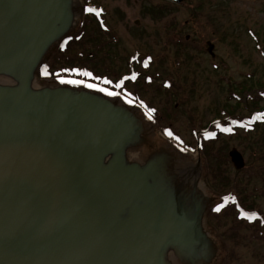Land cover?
<instances>
[{
  "label": "water",
  "instance_id": "obj_1",
  "mask_svg": "<svg viewBox=\"0 0 264 264\" xmlns=\"http://www.w3.org/2000/svg\"><path fill=\"white\" fill-rule=\"evenodd\" d=\"M80 4L0 0V264H210L215 199L200 162L152 141L119 94L67 79L36 87ZM140 149L149 156L132 159ZM229 157L245 168L236 148Z\"/></svg>",
  "mask_w": 264,
  "mask_h": 264
},
{
  "label": "rangeland",
  "instance_id": "obj_2",
  "mask_svg": "<svg viewBox=\"0 0 264 264\" xmlns=\"http://www.w3.org/2000/svg\"><path fill=\"white\" fill-rule=\"evenodd\" d=\"M81 2L80 5L83 6L81 17H87L88 13L92 12L89 11L90 8L101 14L105 12V25L114 33L112 37L117 40V46L112 48L113 56L105 59L103 65L93 66L89 77L96 76L97 80L105 78L102 81L109 82L112 80L110 73L107 77L106 72L93 70L109 67L111 70L113 67L127 69L135 53L157 62L164 59V70L171 71L174 50V64L183 65L184 71L179 75V79L176 76L178 80L174 98L170 99V94L158 97L157 101L152 102H150L152 98H143L142 107L146 113H151L149 115L152 118H158L160 114L161 116L165 114L166 110H171L174 119L163 117L161 126L165 130L159 137V144L167 145L165 138L171 139L188 153V161L192 167L197 165L199 159L202 161L199 186L206 196L215 199L204 222L205 230L214 241L213 249L216 254L210 264H264V244H249L264 239H253V228L244 226L241 229L234 223L235 217L232 215L233 202L242 201L248 206L249 212H253L249 218L261 217L264 224V175H259L256 170L259 164L254 161L253 169L248 170L247 159L250 154L248 150L245 156L243 155L246 172H243L245 169L237 171L232 165L225 166L223 176L232 182L233 190L229 194L219 193L212 187L211 170L197 143H194L201 140L202 132L206 131L199 130L200 127L196 126L200 120L203 128L209 127L208 124L212 122L217 124L212 125L208 133L213 136L217 130L222 131V138L228 145V154L233 148H239L241 138L231 136L232 130L227 127L230 120L221 119L217 111H228L229 106L233 107L238 112L235 114L238 120H231L239 134L245 135L241 128L245 126L244 122L251 123V118H246L247 111L236 104L237 99L232 97L230 92L233 90L232 85L247 83L258 85L262 79L264 0H187L180 5L167 0H81ZM86 21L80 22L76 31L74 28V35ZM88 27L90 30L86 40L90 44L89 38L100 35V26L95 22ZM65 41L59 43L46 57L44 61L46 68L52 64L53 70H62L63 66L68 70L72 69V65L68 63H53L54 54ZM208 42L214 46L213 54L208 52ZM74 54L71 53L72 56ZM72 56L68 55V58ZM97 59L104 58L95 56L93 62L98 63ZM109 63L112 65L109 66ZM134 70L139 71L137 68ZM78 72L82 73L83 70L78 69ZM39 74L43 75L42 72ZM162 76L158 85L164 88L167 83L164 76L167 74ZM38 84L39 87H44L58 83L39 79ZM253 89L242 97L250 95L249 99L253 100L258 88ZM120 90L126 95L137 96L132 86L128 85V89L124 87ZM193 124L196 128H193ZM136 152L139 154L136 159L138 161H144L149 156L147 150ZM218 208L221 209L220 212H216ZM257 236L264 237V233L260 231Z\"/></svg>",
  "mask_w": 264,
  "mask_h": 264
},
{
  "label": "trees",
  "instance_id": "obj_3",
  "mask_svg": "<svg viewBox=\"0 0 264 264\" xmlns=\"http://www.w3.org/2000/svg\"><path fill=\"white\" fill-rule=\"evenodd\" d=\"M91 24L92 22L89 20L84 22L83 27L73 37V39L70 40L65 46L60 47L53 56V58L55 59L54 62L52 61L53 63H68L72 65V69L68 70L65 66H63L62 70H53V65H48L44 72L42 80L52 81L57 78L67 77L73 79L88 80L97 84L103 83L102 80H104L105 78H100L97 80L96 76L91 78L89 77V75H86V73H90L95 64V62H93V59L95 57L93 45L94 41L96 40V35H94L95 38H89L91 42L90 44L89 41L86 40L88 36L87 34L89 33L88 30H90L89 27L87 28V26H90ZM71 53L75 54L72 56ZM68 55L72 56V58H68ZM78 69L83 70V72L79 73ZM93 71L106 72L105 69H94ZM107 75L108 74L106 72L105 76ZM261 77L262 79L257 83L258 85H256V83L232 85L233 90H231L230 92L232 94V97H235V99H237L236 104L240 107H244V109L247 111L246 118H251V123L244 122L245 126L241 128L244 131L245 135L242 136L241 134H239L237 127L232 122L233 119L238 120V118H235V114L238 112L234 110L233 107L229 106L228 111L219 110L217 111V113L221 119L227 121L230 120L227 123V127L229 130H232V133H230L231 136L236 135L238 138H241V142L238 146L239 151L244 156L248 150L250 151V157L248 156L247 159L248 170L253 169L252 163L255 161V163L259 164L256 170L258 171V174L262 176L264 175V72L262 73ZM255 85L258 89L253 100L249 99L250 95L242 97L243 94L248 93L250 90H252ZM105 86L110 87L111 89H115L107 83L105 84ZM213 123L214 122L210 124L212 125ZM194 126L195 124H193V128H195ZM209 128L210 126L207 128L201 127V130H207ZM222 135V131L217 130L213 134V136H201L200 153L204 156L211 170V175H213V182L211 181L212 187L219 193L229 194L233 190V184L229 179L223 176V169L225 166L231 165V163L229 154L227 152L228 145H226V142L223 140ZM194 143H197V140L194 141ZM243 172H246V169ZM232 207L234 208V212L232 213V215L235 217L234 223L237 224L241 229H243L244 226H247L249 229L253 228V239H264V237L257 236L260 234V231L264 233V224L261 217L255 220H249L246 217H242L241 219H239L241 214L240 209L250 211L248 209V206L243 204L242 201H235L233 202Z\"/></svg>",
  "mask_w": 264,
  "mask_h": 264
},
{
  "label": "flooded vegetation",
  "instance_id": "obj_4",
  "mask_svg": "<svg viewBox=\"0 0 264 264\" xmlns=\"http://www.w3.org/2000/svg\"><path fill=\"white\" fill-rule=\"evenodd\" d=\"M79 8H80V13L77 19L76 27L81 24L80 22H83L86 20H89L92 23L96 22L100 26V29H99L100 35H97L96 40L94 41L95 56L96 57L102 56V58H104L103 60L97 59L98 63L94 64V66L99 67V65H103L105 63L104 62L105 59L108 60L109 57L111 58L113 56L111 55V53L114 52L112 48L117 46V40L115 37H112L114 33H112V31L105 25L106 23L105 12H102L103 14L102 15L100 12H96V9L93 8L91 9L92 12L88 13L89 15L87 17L85 16L81 17L82 12H83V6ZM137 24L139 23L137 22ZM76 27H75V30H76ZM186 39L188 40V38ZM172 56L173 57L171 58V61L173 64H171V68H172L171 71L166 70V69L164 70V64H163L165 62L164 59L162 60L159 59V61L157 62L156 60H153L152 58H147V59L142 58L140 57V54H136V53L134 54V57H131V60L128 63V64L131 63V65H128L126 67L127 69H120V67L119 68L113 67L112 70L110 69V67L109 69H105V68L104 69L106 72H108L107 77L109 76V73H110V76L112 78V80H110L112 82L110 83V86L114 88L115 87L116 88L126 87L127 89H128V85L132 86L133 92L136 93L137 96H134V97L131 96V98L138 101L139 104H143V101H144L143 98H152L150 101L152 102L154 100L157 101L158 97L165 96L166 94H170L171 95L170 99H171L172 97L174 98V94H176V91L174 92V90H175L176 82L179 79V75H181L184 72L182 69L183 65L174 64V50L172 52ZM134 64L136 66H134ZM108 65L111 66L112 64L109 63ZM135 68H137L139 71L134 70ZM96 70H99V69H96ZM161 71L167 74V76H164V78L167 80V83L164 88L158 85L161 79L163 78L162 74H165ZM176 76L178 77V79H176ZM166 111L167 112L165 114H162V116L160 114V117L158 118L153 117L151 119L146 116L147 114L141 113V115L147 119L148 136L150 137L152 141L156 142L158 145H159V137L162 136L161 134L165 130L162 127L163 120H164L163 117L165 116V117L171 118L172 120L174 119V113H172L171 110L169 109ZM196 126L200 127L199 130H201V126L203 125L200 122V120ZM209 126L211 128L215 125L213 124V126H211L210 124ZM198 135L200 136L201 132ZM166 144L168 145V143ZM140 151H145V149H140ZM132 152H136V151H132ZM198 162H200L201 165H199V167L202 170V161L199 159ZM240 210H241V214H240L239 219H241L244 216L249 218V216L253 214L252 211L249 212V211H245L242 209ZM220 211L221 209H219L218 212ZM216 212H217V209H216ZM249 244H252V245L264 244V241H253V242H249Z\"/></svg>",
  "mask_w": 264,
  "mask_h": 264
},
{
  "label": "bare ground",
  "instance_id": "obj_5",
  "mask_svg": "<svg viewBox=\"0 0 264 264\" xmlns=\"http://www.w3.org/2000/svg\"><path fill=\"white\" fill-rule=\"evenodd\" d=\"M36 87H39L38 82H36ZM169 146L172 147V148H174V147L171 145V143L169 144ZM174 150H176V149L174 148ZM130 156H131L132 159H138L139 154H138L137 152H131Z\"/></svg>",
  "mask_w": 264,
  "mask_h": 264
},
{
  "label": "snow or ice",
  "instance_id": "obj_6",
  "mask_svg": "<svg viewBox=\"0 0 264 264\" xmlns=\"http://www.w3.org/2000/svg\"><path fill=\"white\" fill-rule=\"evenodd\" d=\"M89 11H91V9H89ZM86 75H90V73H86ZM74 82V81H73ZM110 83V81H109ZM89 87H94V85H88ZM102 91H105L104 89H102ZM114 93H109V95H113ZM169 135H171V133H169ZM217 211H219V208L217 209Z\"/></svg>",
  "mask_w": 264,
  "mask_h": 264
}]
</instances>
